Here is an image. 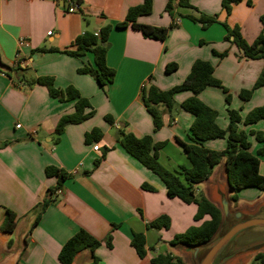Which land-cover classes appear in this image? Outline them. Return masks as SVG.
<instances>
[{"label":"crops","instance_id":"0c3cea01","mask_svg":"<svg viewBox=\"0 0 264 264\" xmlns=\"http://www.w3.org/2000/svg\"><path fill=\"white\" fill-rule=\"evenodd\" d=\"M72 1L79 8L68 12L67 0H0V250L7 253L1 264H60L62 247L80 230L103 243L94 253L80 252L72 264H93L94 258L97 264H152V259L168 253L189 264L185 245L172 246L170 242L210 217L196 222V204L170 198L164 182L122 146L120 132L165 143L159 150V162L167 170L190 168L178 140L192 142L194 116L183 110L182 104L193 93H177L170 111L165 105L157 106L160 129H156L142 94L152 85L168 91L182 84L194 62L204 60L213 65L214 76L227 90L208 87L199 95L217 111V124L226 129L229 110L239 111L240 130L249 135V141L255 137L258 142L252 132L264 138V120L244 123L252 110L264 106V87L254 90L249 100L240 97L242 91L253 89L264 71V59L243 57L235 44L225 40L224 27H239L243 39L252 43L263 29L264 0H242L229 16L222 10V0H187L191 8L175 0L173 15L166 12L168 0H153L152 13L138 22L158 28L175 23L163 41L145 38L131 26L116 28L129 9L143 0ZM200 13L217 16L218 21L203 28L189 18ZM106 26H112L106 64L115 71V78L105 91L90 75L78 72L86 65L94 66L92 53L75 57L64 52L75 51L76 39L85 32L99 34ZM20 39L25 40L22 47ZM213 51L228 54L220 58ZM169 64L177 65L170 74L165 71ZM39 77L53 78L54 88L60 91L76 88L91 105L86 113L93 111V115L66 125L57 135L58 122L75 112L77 100L52 97L46 86L36 83ZM225 140H209L204 146L223 151ZM96 144L98 151H94ZM253 145L250 151L256 155ZM48 167L67 174L62 186H57V177L47 175ZM259 170L264 176V155ZM146 185L154 190L143 188ZM198 192L218 207L225 194L233 210L248 213L264 204V192L255 188L238 192V202L231 201L235 193L225 161L198 185ZM46 201L49 204L36 223ZM6 210L16 214L12 233L1 230ZM163 216L170 219L168 228L149 227ZM133 233L145 236L147 255L143 259L131 244ZM108 236H112L111 249L104 242Z\"/></svg>","mask_w":264,"mask_h":264},{"label":"trees","instance_id":"16d2710c","mask_svg":"<svg viewBox=\"0 0 264 264\" xmlns=\"http://www.w3.org/2000/svg\"><path fill=\"white\" fill-rule=\"evenodd\" d=\"M174 1L168 0L166 12L173 15ZM242 0H222V10L229 16L234 5L241 3ZM178 3L183 7L192 6L187 0H179ZM153 10V0H143V3L129 9L126 18L123 22L118 23L116 28L124 29L131 26L133 29L140 31L143 37L153 40L163 41L168 36L169 30L175 27L173 23L169 28H158L150 25L140 24L138 19L143 16H148ZM191 20L198 22L203 28H206L218 20L217 16H208L200 13L196 18L189 17ZM263 25L262 32L252 42L248 43L243 39L240 28L234 27L230 29L226 24L227 29L225 40L235 44L242 52L243 57L251 60L264 59V15L260 18ZM112 30V26L104 27L97 36L91 32H85L79 36L74 46L75 51H65L64 53L71 56L80 57L87 53H92L94 57V66L86 65L78 70L80 74L90 75L96 82L103 87L110 85L115 78V71L109 68L106 64V56L108 51V37ZM232 38V39H231ZM37 51H45L39 49ZM58 51V50H48ZM213 53L224 58L228 52ZM177 69L176 64H169L166 67V73L170 74ZM36 83L44 85L48 88L52 97L60 101L77 100L75 112L71 115L63 116L56 127V134L60 135L66 125L71 123H81L93 115V111L86 113V109H90L91 105L85 98H81L79 91L69 86L65 91H60L54 88L53 78L39 77ZM208 87H215L227 90L222 83L214 76V67L209 61L197 60L194 62L190 74L182 82L168 91H161L156 86L152 85L144 89L142 100L148 112L153 116L156 129L162 127L161 115L157 109L159 105H165L169 111L173 108L174 96L182 91H190L193 96L182 104L183 110L194 116V121L191 126V143H185L178 140L183 151L186 153L191 162V167L182 168L180 171L172 172L164 168L159 162V150L164 147L165 143H155L151 136L137 138L131 133L120 132L121 144L126 151L136 158L146 168L156 174L165 184L167 195L170 198H179L187 204H196L198 207L194 217L195 221H201L204 217H210L209 220L203 222L200 226H192L186 232L178 234L170 242V245H185L196 246L202 245L210 241L216 234L221 222L222 212L218 206L212 203L203 193L198 192V185L207 180L213 169L220 163L225 161L228 175V182L234 191L231 201L238 202V192L247 189L255 188L264 192V176L260 174V157L264 155V138L261 133H254L258 142L263 146L254 155L251 153L252 144L249 141V135L240 130L242 117L239 111L229 110V125L226 129H222L216 122L218 113L199 98V95ZM264 87V71L256 81L253 89L244 90L240 93L243 100H249L254 90ZM264 120V106L252 110L245 118L244 123L251 125ZM213 139H226L227 145L223 151H214L207 149L205 142ZM100 161L96 162V167ZM48 176L58 178V187L68 178L63 170L55 167L47 168ZM147 190H154L150 186H143ZM54 190H50L53 192ZM49 201L44 202L38 212L36 223L40 218L41 212L44 211ZM16 214L11 210L5 211V220L1 227L2 232L12 233L16 229ZM170 219L163 216L152 222L149 227L161 229L168 228ZM108 248H112V236L104 241ZM103 241L96 239L90 233L84 230L77 232L69 239L62 247L59 254L60 264H72L75 257L85 250L92 253L101 246ZM138 256L143 259L147 255L145 248V236L143 234L133 233L131 242ZM12 243L9 242V247ZM98 259L94 258L93 264H97ZM152 264H187L182 258L176 257L171 253L159 255L151 260ZM251 264H264V252L256 254Z\"/></svg>","mask_w":264,"mask_h":264},{"label":"water","instance_id":"95a60500","mask_svg":"<svg viewBox=\"0 0 264 264\" xmlns=\"http://www.w3.org/2000/svg\"><path fill=\"white\" fill-rule=\"evenodd\" d=\"M103 88L108 90V85ZM219 208L222 222L213 238L202 245L184 247L189 264H236L244 257L264 252V204L254 213L233 210L224 194ZM6 257L7 253L0 250V264Z\"/></svg>","mask_w":264,"mask_h":264},{"label":"built area","instance_id":"2783aa9c","mask_svg":"<svg viewBox=\"0 0 264 264\" xmlns=\"http://www.w3.org/2000/svg\"><path fill=\"white\" fill-rule=\"evenodd\" d=\"M9 1V0H7ZM67 3L69 5L68 7V12H72L74 10H77L79 8V6L77 4H74L72 0H67ZM50 34V33H49ZM97 36V34H95ZM19 46L22 47L23 45H25V40L24 39H20L18 42ZM0 74H2V71L0 70ZM21 125H17V128H20ZM100 149L99 145L96 144L94 146V151H98Z\"/></svg>","mask_w":264,"mask_h":264},{"label":"rangeland","instance_id":"374dc122","mask_svg":"<svg viewBox=\"0 0 264 264\" xmlns=\"http://www.w3.org/2000/svg\"><path fill=\"white\" fill-rule=\"evenodd\" d=\"M106 91V90H105ZM227 94V93H226ZM227 97H228V94H227ZM230 97V96H229ZM226 107V106H225ZM253 138V137H252ZM226 141V140H225ZM252 142H253V148L255 149V151H258L259 150V148H260V146L261 145H263L262 143H260V142H256L255 141V137L253 138V140H251ZM252 142H250L251 144H252ZM255 142V143H254ZM254 258V257H253ZM253 258L252 259H250V260H245V261H243L241 264H251V262H252V260H253Z\"/></svg>","mask_w":264,"mask_h":264}]
</instances>
